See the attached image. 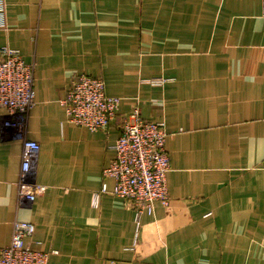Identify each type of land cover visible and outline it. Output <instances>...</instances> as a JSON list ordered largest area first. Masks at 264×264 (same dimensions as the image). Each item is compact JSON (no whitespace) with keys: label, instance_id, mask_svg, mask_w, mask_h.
<instances>
[{"label":"crops","instance_id":"1","mask_svg":"<svg viewBox=\"0 0 264 264\" xmlns=\"http://www.w3.org/2000/svg\"><path fill=\"white\" fill-rule=\"evenodd\" d=\"M4 1L0 47L34 63L35 105L19 126L0 110V247L19 220L48 264H264V0ZM80 75L120 99L105 130L66 120ZM136 106L170 163V211L155 203L137 231L103 177ZM23 139L45 191L18 206Z\"/></svg>","mask_w":264,"mask_h":264},{"label":"built area","instance_id":"2","mask_svg":"<svg viewBox=\"0 0 264 264\" xmlns=\"http://www.w3.org/2000/svg\"><path fill=\"white\" fill-rule=\"evenodd\" d=\"M0 29H6L5 1L0 0ZM158 85L162 79H152ZM120 99L105 93L100 78L80 75L68 88L62 101L66 120L90 131L105 130L116 117ZM35 105L34 63L26 62L19 51L9 46L0 47V110L6 113L7 126H19L16 119L24 117ZM167 132L162 122L146 121L139 108L133 107L119 125V135L113 145L114 158L103 170V177L113 180L111 193L134 211L136 231L143 213L151 214L159 203L170 211L167 174L170 170L165 148ZM39 144L23 139L20 169L16 182L17 205L31 203L45 191L35 182V164ZM106 192L102 184L99 193ZM99 193L94 194L97 204ZM35 225L15 220L10 241L0 247V264H48L49 253L35 250L28 244Z\"/></svg>","mask_w":264,"mask_h":264}]
</instances>
